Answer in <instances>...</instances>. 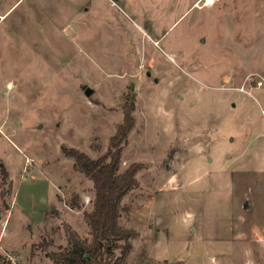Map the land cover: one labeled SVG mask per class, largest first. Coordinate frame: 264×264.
Listing matches in <instances>:
<instances>
[{
	"label": "rangeland",
	"instance_id": "obj_1",
	"mask_svg": "<svg viewBox=\"0 0 264 264\" xmlns=\"http://www.w3.org/2000/svg\"><path fill=\"white\" fill-rule=\"evenodd\" d=\"M205 2L15 5L0 26V264H62L48 255L73 232L92 243L93 182L63 148L104 155L127 100L121 171L143 168L123 199L139 233L126 264H264V0Z\"/></svg>",
	"mask_w": 264,
	"mask_h": 264
},
{
	"label": "trees",
	"instance_id": "obj_2",
	"mask_svg": "<svg viewBox=\"0 0 264 264\" xmlns=\"http://www.w3.org/2000/svg\"><path fill=\"white\" fill-rule=\"evenodd\" d=\"M135 103L126 101L123 122L110 139L108 151L92 159L75 148H63V153L75 160V168L93 182V210L86 213L91 229L92 243L80 239L75 232L70 235L71 248L48 256L62 264H126L133 250V240L139 233L120 224L123 213L129 212L123 205L124 197L138 186L137 173L142 164H131L121 171L122 153L128 144L129 134L135 126L132 115ZM3 179L8 173L1 168ZM70 206L80 210L84 207L79 195H73Z\"/></svg>",
	"mask_w": 264,
	"mask_h": 264
},
{
	"label": "crops",
	"instance_id": "obj_3",
	"mask_svg": "<svg viewBox=\"0 0 264 264\" xmlns=\"http://www.w3.org/2000/svg\"><path fill=\"white\" fill-rule=\"evenodd\" d=\"M4 0H0V26L1 24L13 13L12 9L15 7V5L20 1L17 0L15 1L11 6H9L7 9L5 10H1V4ZM12 11V12H11ZM11 12V13H10ZM9 29L11 30V28L9 27Z\"/></svg>",
	"mask_w": 264,
	"mask_h": 264
},
{
	"label": "water",
	"instance_id": "obj_4",
	"mask_svg": "<svg viewBox=\"0 0 264 264\" xmlns=\"http://www.w3.org/2000/svg\"><path fill=\"white\" fill-rule=\"evenodd\" d=\"M82 89L84 90V94L87 97H90L94 93V90L91 87H87V86L83 85ZM243 208L244 209L248 208V202L247 201L244 203V207Z\"/></svg>",
	"mask_w": 264,
	"mask_h": 264
},
{
	"label": "bare ground",
	"instance_id": "obj_5",
	"mask_svg": "<svg viewBox=\"0 0 264 264\" xmlns=\"http://www.w3.org/2000/svg\"><path fill=\"white\" fill-rule=\"evenodd\" d=\"M214 4V0H206L205 5L206 6H212Z\"/></svg>",
	"mask_w": 264,
	"mask_h": 264
},
{
	"label": "flooded vegetation",
	"instance_id": "obj_6",
	"mask_svg": "<svg viewBox=\"0 0 264 264\" xmlns=\"http://www.w3.org/2000/svg\"><path fill=\"white\" fill-rule=\"evenodd\" d=\"M147 75H149V73H147Z\"/></svg>",
	"mask_w": 264,
	"mask_h": 264
}]
</instances>
